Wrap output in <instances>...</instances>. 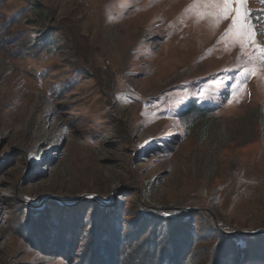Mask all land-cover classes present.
Masks as SVG:
<instances>
[{
  "label": "rangeland",
  "instance_id": "obj_1",
  "mask_svg": "<svg viewBox=\"0 0 264 264\" xmlns=\"http://www.w3.org/2000/svg\"><path fill=\"white\" fill-rule=\"evenodd\" d=\"M122 198L264 233V0H0V264L76 258L26 209Z\"/></svg>",
  "mask_w": 264,
  "mask_h": 264
},
{
  "label": "trees",
  "instance_id": "obj_2",
  "mask_svg": "<svg viewBox=\"0 0 264 264\" xmlns=\"http://www.w3.org/2000/svg\"><path fill=\"white\" fill-rule=\"evenodd\" d=\"M30 9L32 14L47 18L43 9ZM195 105L191 104L193 114L205 112ZM79 201L77 207L83 211L78 220L70 217L75 208L57 200L49 201L42 213L37 208L25 210L20 204L19 210L24 209L27 215L16 229L22 228L29 243L41 252L45 248L39 241L45 238L53 239L49 252L58 248L64 249V254L74 251L73 264H264V233L238 232L229 224H219L208 210L168 216L153 208L140 211L135 205L122 210L123 198L106 206L99 201ZM87 205L94 214L89 213L86 224ZM81 242H85L83 251L76 254Z\"/></svg>",
  "mask_w": 264,
  "mask_h": 264
},
{
  "label": "snow or ice",
  "instance_id": "obj_3",
  "mask_svg": "<svg viewBox=\"0 0 264 264\" xmlns=\"http://www.w3.org/2000/svg\"><path fill=\"white\" fill-rule=\"evenodd\" d=\"M233 0H223V3H224V10L227 11L230 7V5L232 4ZM237 3H240L241 0H236ZM246 2V0H245ZM238 12V16H239V10H237Z\"/></svg>",
  "mask_w": 264,
  "mask_h": 264
},
{
  "label": "water",
  "instance_id": "obj_4",
  "mask_svg": "<svg viewBox=\"0 0 264 264\" xmlns=\"http://www.w3.org/2000/svg\"><path fill=\"white\" fill-rule=\"evenodd\" d=\"M260 233H263V232H260ZM247 234H249V233H247ZM251 234V233H250ZM256 234H258V233H256Z\"/></svg>",
  "mask_w": 264,
  "mask_h": 264
}]
</instances>
